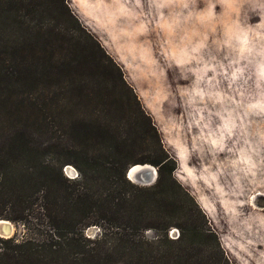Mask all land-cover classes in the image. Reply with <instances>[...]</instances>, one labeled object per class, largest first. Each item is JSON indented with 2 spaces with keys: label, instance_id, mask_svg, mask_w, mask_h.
<instances>
[{
  "label": "trees",
  "instance_id": "1",
  "mask_svg": "<svg viewBox=\"0 0 264 264\" xmlns=\"http://www.w3.org/2000/svg\"><path fill=\"white\" fill-rule=\"evenodd\" d=\"M70 89L105 120L63 133L54 127L55 102L44 93ZM18 98L24 125L2 126L0 219L26 233L0 237V264H234L175 176L182 158L168 150L123 69L68 0H0V101L11 106ZM100 149L110 156H94ZM50 153L59 156L56 172ZM69 164L80 180L64 175ZM135 164L153 165L156 182L133 184L126 172ZM14 166L16 177H8ZM93 225L104 231L96 239L84 234ZM148 229L159 238L146 240Z\"/></svg>",
  "mask_w": 264,
  "mask_h": 264
},
{
  "label": "rangeland",
  "instance_id": "2",
  "mask_svg": "<svg viewBox=\"0 0 264 264\" xmlns=\"http://www.w3.org/2000/svg\"><path fill=\"white\" fill-rule=\"evenodd\" d=\"M68 1L123 69L168 150L182 158L175 176L206 212L228 258L264 264V0ZM44 94L54 99L50 117L62 133L105 120L89 97L71 89ZM20 102L0 101V150L2 126L26 121ZM95 155L110 156L103 149ZM45 159L56 172L59 156ZM63 173L81 179L71 164ZM12 223V237L25 235ZM103 232L96 225L84 230L90 239ZM169 234L176 239L179 231ZM143 235L159 238L154 229Z\"/></svg>",
  "mask_w": 264,
  "mask_h": 264
},
{
  "label": "water",
  "instance_id": "3",
  "mask_svg": "<svg viewBox=\"0 0 264 264\" xmlns=\"http://www.w3.org/2000/svg\"><path fill=\"white\" fill-rule=\"evenodd\" d=\"M135 165H140V168L135 170L134 177H137V176L141 177L142 176V178H145L144 174L149 172L151 170L149 168H152V167L154 168V169L152 168V170L154 171L153 177L150 180L137 182L135 179L131 178V168H129L126 172V176L130 181L137 183L139 185H142V186H150L156 182L157 177H158V172H157V169L153 165H151V164H135ZM147 166H150V167H147ZM11 227H14V225L11 221L5 220V219H0V237L11 238L12 234H13Z\"/></svg>",
  "mask_w": 264,
  "mask_h": 264
},
{
  "label": "bare ground",
  "instance_id": "4",
  "mask_svg": "<svg viewBox=\"0 0 264 264\" xmlns=\"http://www.w3.org/2000/svg\"><path fill=\"white\" fill-rule=\"evenodd\" d=\"M147 167H150V166H147ZM130 168H131V178L135 179L137 182L150 180L153 177V173H154V171L152 170L153 167L152 168H149L151 170L149 172H147L146 174H144L145 175V178H142V176L141 177H138V176L137 177H134V172H135L136 169L140 168V165H133ZM261 207L262 206H260V208ZM11 230L14 231V227H11Z\"/></svg>",
  "mask_w": 264,
  "mask_h": 264
},
{
  "label": "built area",
  "instance_id": "5",
  "mask_svg": "<svg viewBox=\"0 0 264 264\" xmlns=\"http://www.w3.org/2000/svg\"><path fill=\"white\" fill-rule=\"evenodd\" d=\"M178 234V233H177Z\"/></svg>",
  "mask_w": 264,
  "mask_h": 264
}]
</instances>
